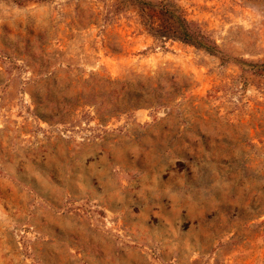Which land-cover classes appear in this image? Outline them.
<instances>
[{"label":"rangeland","instance_id":"374dc122","mask_svg":"<svg viewBox=\"0 0 264 264\" xmlns=\"http://www.w3.org/2000/svg\"><path fill=\"white\" fill-rule=\"evenodd\" d=\"M161 1L0 0V264H264V0Z\"/></svg>","mask_w":264,"mask_h":264},{"label":"trees","instance_id":"16d2710c","mask_svg":"<svg viewBox=\"0 0 264 264\" xmlns=\"http://www.w3.org/2000/svg\"><path fill=\"white\" fill-rule=\"evenodd\" d=\"M149 7L169 19L174 27V31L171 33L164 31L165 29L163 27L146 28L145 30L150 33L155 40L163 42L166 39H172L180 43L202 49L209 54L219 53L215 42L210 38V36L207 35L198 25L186 20L182 12L171 3V0H162L161 2ZM145 8L147 7H143L141 11L146 10ZM146 96L148 97V93H146ZM141 104L149 106L153 104L163 106L164 103H161L158 100L152 103L149 99H144ZM138 106H140L138 103L133 105V107Z\"/></svg>","mask_w":264,"mask_h":264}]
</instances>
